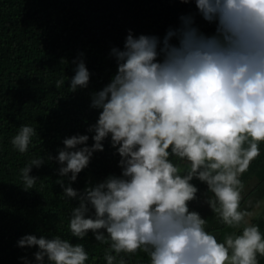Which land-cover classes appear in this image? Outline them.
Masks as SVG:
<instances>
[{
  "label": "clouds",
  "instance_id": "1",
  "mask_svg": "<svg viewBox=\"0 0 264 264\" xmlns=\"http://www.w3.org/2000/svg\"><path fill=\"white\" fill-rule=\"evenodd\" d=\"M194 3L203 20L215 24L214 33L201 32L192 14L181 15L179 27L162 40L134 37L129 30L123 50L110 52L115 74L91 94L90 106L98 110L87 128L93 143L88 145L87 134L72 135L55 157L59 175L69 181L57 183L64 196L79 202L69 221L71 235L82 240L91 231L97 242L109 244L106 264H127L121 254L138 251L149 264H259L258 255L264 257V234L251 222L256 213L241 208V177L264 143V0ZM82 57L73 61L72 92L90 81ZM64 83L61 78L56 87ZM34 135L32 126L21 125L10 142L25 153ZM109 138L120 175L77 191L71 183ZM43 163L32 159L20 169L25 190L34 188L38 178L30 173ZM193 180L206 184L205 202L236 231L218 240L206 230V219L189 208L198 199ZM18 246L36 247V264L89 260L83 244L60 236L29 234Z\"/></svg>",
  "mask_w": 264,
  "mask_h": 264
},
{
  "label": "trees",
  "instance_id": "2",
  "mask_svg": "<svg viewBox=\"0 0 264 264\" xmlns=\"http://www.w3.org/2000/svg\"><path fill=\"white\" fill-rule=\"evenodd\" d=\"M189 14L195 16L201 32L214 33L215 24L203 20L194 0H0V264H36L33 254L38 249L18 246V240L29 234L81 243L89 254L86 264H106L104 252L109 244L97 242L91 231L82 240L71 235L69 221L79 202L64 196L57 183L63 180L67 186L69 181L59 175L61 165L55 157L64 147L63 140L72 135L87 134L88 145L93 143L87 128L96 122L98 110L90 106L91 94L108 84L116 72L111 49L123 50L129 30L134 37L155 35L162 40L170 28L179 27L181 15ZM81 53L90 81L87 88L72 92L73 61ZM61 78L65 83L57 88L56 81ZM21 125L36 130L25 153L10 142ZM103 144L104 150L95 152L89 166L71 183L77 191L83 192L110 174L120 175V157L110 138ZM36 158L44 163L32 168L30 175L38 180L34 188L25 190L20 169ZM250 174L258 183L264 182V143L260 156L241 177L245 187ZM192 183L199 192L189 208L206 219V230L218 240L226 232L236 231L222 224L208 204L202 203L206 184ZM249 187L251 194L264 200L262 193ZM252 221L264 234L263 209ZM121 255L127 264H149L142 251ZM258 260L264 264V257L258 255Z\"/></svg>",
  "mask_w": 264,
  "mask_h": 264
},
{
  "label": "rangeland",
  "instance_id": "3",
  "mask_svg": "<svg viewBox=\"0 0 264 264\" xmlns=\"http://www.w3.org/2000/svg\"><path fill=\"white\" fill-rule=\"evenodd\" d=\"M173 160L175 161V158H173ZM249 184H247V186L245 187V189H244V193H243V195H244V200L241 202V208L243 207V209L244 208H246V207H248V205H249V202H251V201H253V203L251 204V212H254V213H256V215H258V213L261 211V209H263L264 210V200H258L256 197H255V195L254 194H251L250 193V191H248L249 189H250V187L249 186H251L252 188H254V189H256L258 192H260V193H262L263 195H264V182H262V183H258L257 182V179L256 178H254L253 176H252V174H250L249 175ZM212 195V194H211ZM211 195H209V196H211ZM262 195V196H263ZM203 200H202V203L203 204H206V202H205V200H206V197H204V198H202ZM264 199V198H263ZM257 201H260L261 202V206H260V208H256V202ZM201 203V204H202ZM256 215H254L252 218H251V222H253L252 220H254V218H255V216Z\"/></svg>",
  "mask_w": 264,
  "mask_h": 264
}]
</instances>
